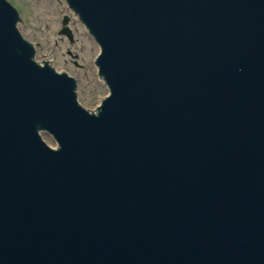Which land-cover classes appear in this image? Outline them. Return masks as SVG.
Here are the masks:
<instances>
[{
  "label": "water",
  "instance_id": "1",
  "mask_svg": "<svg viewBox=\"0 0 264 264\" xmlns=\"http://www.w3.org/2000/svg\"><path fill=\"white\" fill-rule=\"evenodd\" d=\"M65 2L108 93L0 0V264H264V0Z\"/></svg>",
  "mask_w": 264,
  "mask_h": 264
},
{
  "label": "rangeland",
  "instance_id": "2",
  "mask_svg": "<svg viewBox=\"0 0 264 264\" xmlns=\"http://www.w3.org/2000/svg\"><path fill=\"white\" fill-rule=\"evenodd\" d=\"M16 10L17 30L32 44L38 64L48 63L57 72H65L75 80L77 102L94 112L107 87L94 64L99 48L77 15L69 9L65 0H6ZM67 17V27L72 41L59 34L61 22ZM42 140L51 148L53 139L41 133Z\"/></svg>",
  "mask_w": 264,
  "mask_h": 264
}]
</instances>
